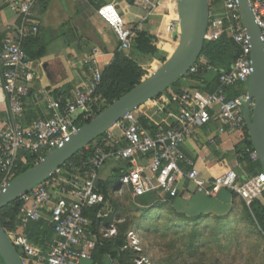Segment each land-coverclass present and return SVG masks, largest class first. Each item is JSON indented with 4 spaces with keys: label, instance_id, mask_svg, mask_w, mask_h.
Here are the masks:
<instances>
[{
    "label": "built area",
    "instance_id": "built-area-1",
    "mask_svg": "<svg viewBox=\"0 0 264 264\" xmlns=\"http://www.w3.org/2000/svg\"><path fill=\"white\" fill-rule=\"evenodd\" d=\"M40 1L46 0L13 2L9 8L26 22ZM249 3L264 44V0H249ZM136 4L151 13L159 2L136 0ZM221 5L224 7L223 15L212 16L210 9L206 37L212 42L226 37L238 46V53L230 71L220 73L216 90H189L171 95L170 101L179 106V114L176 117L177 124L170 128L151 127L150 124L143 126L139 110H135L113 128L121 130L123 145L114 144L112 129L103 141L106 147L96 145L92 149L86 148L91 151V155L85 166L78 169L70 165L73 173L62 167L45 184L23 195L19 199L22 205L18 217L20 229L25 230L29 225L44 220L54 235L46 248L32 244L26 237L14 240L10 236L14 245L22 250L23 264H81L91 260L100 237L91 230L93 224L88 212L102 203L97 182L109 161L126 164L120 185L134 199L153 194L162 200L177 198L187 184L206 198L215 197L221 190L230 191L247 206L264 195V172L251 174L247 180H242L235 170L229 169L222 176L206 179L202 177L196 163L183 154L182 147L187 140L196 135L197 129L210 124L215 112L228 132L247 129L242 104L246 95L230 98L228 91L247 84L253 73L251 37L244 27L239 1L222 0ZM97 15L114 32L120 49L131 50L135 36L117 7L113 4L104 5L98 9ZM174 28L172 24L170 33L175 32ZM37 32L38 27L34 26L32 33ZM102 55L100 49H95L84 61L90 76L84 89L78 90L70 98L48 97L51 117L25 125V100L34 73L20 39L8 37L4 40L1 55L3 89L13 123L0 133V171L3 175L0 191L14 179L19 160L30 156L42 160L51 151L68 143L80 130L82 122L94 117L92 107L98 101L96 92L104 74L100 64ZM247 152L252 163L259 162L255 150L249 149ZM47 210L50 211L49 215L46 214ZM110 234L112 236L114 231L111 230Z\"/></svg>",
    "mask_w": 264,
    "mask_h": 264
},
{
    "label": "crops",
    "instance_id": "crops-1",
    "mask_svg": "<svg viewBox=\"0 0 264 264\" xmlns=\"http://www.w3.org/2000/svg\"><path fill=\"white\" fill-rule=\"evenodd\" d=\"M21 1L25 0H0V9L9 3L8 7L0 10V133L13 123L2 79L1 55L3 42L8 37L21 41L25 37L40 34L49 41L45 57L39 61H31L34 80L28 85L29 95L25 100L23 124L27 123L28 119L46 120L51 117L48 97L70 98L75 92L86 87L90 76L84 61L95 49L102 51L100 64L104 71L111 65L120 50V43L114 32L97 15L98 9L104 5H115L127 26L133 31L134 46L125 52L149 75L160 68L163 61L169 60L178 47L179 27L172 23L171 15L174 9L183 12V8L176 0H155L159 5L152 14L139 7L136 0H46L35 5L31 17L26 22L22 16L13 13L9 8L13 2ZM172 24L175 26L174 33L169 30ZM34 26L38 27L36 34L32 33ZM141 36L147 40L149 47L154 49L153 52L141 53L135 47ZM47 74L51 75V79ZM197 87V83L184 80L176 90L170 89L171 91L165 93L161 100L155 99L140 107L139 116L151 127H174L177 124L179 106L171 103V95L197 90ZM232 95L229 94L230 97ZM112 133L114 144L123 145L121 130L115 128ZM232 135L215 112L211 123L197 129L196 135L187 140L182 147L183 154L196 163L197 169L206 179L222 176L229 169H233L242 180H247L251 173L240 162L241 155L233 144ZM249 149L251 150L242 145L238 151L249 154ZM126 168L124 163L109 161L99 175L98 189H107L110 195H117L121 192L120 178ZM113 178H116L115 184ZM241 203L230 191L221 190L215 197L206 198L197 194L192 185L187 184L181 194L168 204L179 214L196 218L224 215L236 204ZM9 236L19 240L22 235L13 232ZM81 264H92V260L83 261ZM107 264L113 263L109 261Z\"/></svg>",
    "mask_w": 264,
    "mask_h": 264
},
{
    "label": "trees",
    "instance_id": "trees-1",
    "mask_svg": "<svg viewBox=\"0 0 264 264\" xmlns=\"http://www.w3.org/2000/svg\"><path fill=\"white\" fill-rule=\"evenodd\" d=\"M210 6L221 5L222 0H209ZM21 44L23 49L26 52L27 59L31 62L39 61L45 57L47 53V48L49 45V41L46 40L40 34L34 36H28L21 40ZM135 47L141 53H150L153 52L154 49L149 47L147 40L144 37H139ZM134 47V48H135ZM238 46L231 40H228L226 37H223L217 42H212L208 37L205 39V45L201 57L198 63L195 65V71L190 72L188 76L184 80H189L198 84L197 90L202 92H214L218 86L219 76L221 72L230 71L232 65L235 63L237 59ZM167 61H163L165 64ZM162 64V65H163ZM149 77V74L146 70L143 69L139 64H137L133 59H131L125 51L119 50L111 65L104 71L103 79L101 85L98 87L96 92L97 102L92 107L94 112V117H92L87 122H82V126L88 124L92 119H94L98 114H100L104 109L114 104L136 86H138L141 82L146 80ZM182 80V81H184ZM180 81L175 86L170 89L176 90L180 83ZM182 93V92H179ZM166 95V94H165ZM165 95H162L159 100H161ZM238 93H234L230 98L239 97ZM60 96V94H58ZM106 103L107 106L103 108L100 106L102 103ZM35 121V119H28L25 125H28ZM143 126L147 127L148 122L146 120H142ZM108 134L103 136L96 142V145H100L106 147L103 144V141L107 138ZM232 140L235 148L240 157V162L247 168L249 173L258 174L263 172V169L260 165V162L252 163L250 159V155L245 153L244 151H238L240 146H248L252 150L253 144L251 142L248 129L243 131H238L233 133ZM95 144V143H94ZM91 145L89 148H93L96 145ZM91 151L85 149L78 155H76L71 161L67 163L65 170L71 171L70 165H74L80 169L82 166H85L90 158ZM46 157V156H45ZM39 157L30 156L25 160H19L17 162V168L15 169V177L20 176L26 171L30 170L39 162ZM3 175L1 173L0 178V189L2 186ZM102 193V203L98 208H95L88 212V217L92 221L91 230L98 234V228L100 226L101 219L98 215L102 212L104 205L106 202H110L112 200L110 193L108 190H99ZM235 198L239 199L244 207V211L248 217V219L252 222V224L264 235V195L254 200L250 203L249 206L245 204V202L237 195L233 194ZM140 199H152L151 205H136L137 210L143 211V215L141 220L131 223H122L119 225V234L120 236L114 237L111 239H102L100 238L99 244L96 250L92 254V264H107L111 261L113 264H135L133 263L136 260L137 253L134 251H130L127 249L122 252L125 244L126 234L130 232L133 226L140 221L149 222V218L156 213H160L163 210L171 209V205L168 203L174 201L176 198H168L166 202H163L162 199L159 198L158 195H148L142 197ZM239 204H236L238 206ZM171 206V207H170ZM22 205L21 201H16L8 207L4 208L0 211V225L7 232L8 235H11L13 232L18 233V235H22L26 237L28 240L33 242L35 245L40 247H47L48 244L53 239V232L50 225L41 220L38 223H34L29 225V227L25 230L20 229V225L18 223V217L21 211ZM46 214L49 215L50 211L47 210ZM179 214V213H178ZM185 219H188L190 223L195 222L198 224L200 221L204 219H209L211 216H199L196 218H188L182 214H179ZM123 214L117 215V220L120 221L122 219ZM143 229V227H138ZM21 236V237H22ZM20 256H23L22 250L20 247L16 246Z\"/></svg>",
    "mask_w": 264,
    "mask_h": 264
},
{
    "label": "water",
    "instance_id": "water-1",
    "mask_svg": "<svg viewBox=\"0 0 264 264\" xmlns=\"http://www.w3.org/2000/svg\"><path fill=\"white\" fill-rule=\"evenodd\" d=\"M238 1L244 27L251 37L253 62V73L247 83L248 92L246 99L242 101L243 114L253 148L264 172V44L249 0ZM8 6L9 3H6L1 9ZM209 20V0H191L187 14L174 9L171 21L179 27V43L172 57L146 80L82 126L63 147L51 151L30 170L14 178L0 191V211L32 189L45 184L56 171L108 134L128 114L160 98L170 88L184 80L201 57ZM48 77L51 79V75ZM0 262L23 264L12 239L1 225Z\"/></svg>",
    "mask_w": 264,
    "mask_h": 264
},
{
    "label": "rangeland",
    "instance_id": "rangeland-1",
    "mask_svg": "<svg viewBox=\"0 0 264 264\" xmlns=\"http://www.w3.org/2000/svg\"><path fill=\"white\" fill-rule=\"evenodd\" d=\"M190 1L176 0L185 14ZM210 9L212 16L223 15L222 5ZM228 92L246 95L248 86L239 85ZM100 106L104 108L107 104ZM113 182L116 183V178ZM111 198L100 213L98 235L102 239L120 236V224L141 220L144 212L137 210L136 205L148 206L154 201L134 199L122 188L117 195L111 194ZM121 213L122 219L118 221L117 215ZM178 213L174 208L163 210L151 216L149 222L135 224L126 234L122 252L127 249L136 252L135 264H264V235L248 219L243 205L198 224L190 223Z\"/></svg>",
    "mask_w": 264,
    "mask_h": 264
},
{
    "label": "flooded vegetation",
    "instance_id": "flooded-vegetation-1",
    "mask_svg": "<svg viewBox=\"0 0 264 264\" xmlns=\"http://www.w3.org/2000/svg\"><path fill=\"white\" fill-rule=\"evenodd\" d=\"M244 86H246V85H244Z\"/></svg>",
    "mask_w": 264,
    "mask_h": 264
}]
</instances>
